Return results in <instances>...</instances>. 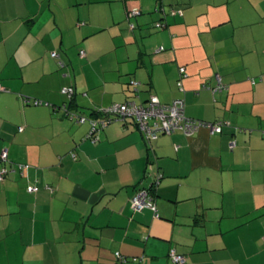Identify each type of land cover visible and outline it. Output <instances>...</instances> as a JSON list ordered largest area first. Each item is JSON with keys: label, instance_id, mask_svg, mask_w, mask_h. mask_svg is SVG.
Instances as JSON below:
<instances>
[{"label": "crops", "instance_id": "0c3cea01", "mask_svg": "<svg viewBox=\"0 0 264 264\" xmlns=\"http://www.w3.org/2000/svg\"><path fill=\"white\" fill-rule=\"evenodd\" d=\"M161 4L182 14L157 29ZM0 83V154L26 165L0 182V264H264V0H0ZM67 86L79 113L156 95L227 123L93 142ZM158 175L160 217L130 202Z\"/></svg>", "mask_w": 264, "mask_h": 264}, {"label": "built area", "instance_id": "2783aa9c", "mask_svg": "<svg viewBox=\"0 0 264 264\" xmlns=\"http://www.w3.org/2000/svg\"><path fill=\"white\" fill-rule=\"evenodd\" d=\"M139 14L138 9H132L128 12V17H134ZM161 26V24H158ZM130 27L134 28V24L130 23ZM162 49V47L160 48ZM84 55L85 52L81 51ZM57 53L53 52V56ZM185 68H181V72H185ZM219 87L214 88L217 90ZM4 88L0 84V91ZM70 89L65 88L64 91ZM103 112L109 116L129 117L135 119L139 127L145 131L152 138H156L158 133H171L175 130H182L188 135H191L198 131L202 127H207L214 132L222 131V122L207 123L200 120H194L185 115L184 102L182 99H176L172 104L162 103L157 96H151L150 101L146 104H137L135 102H125L114 104ZM102 124H106L105 121ZM97 126L96 122H93V129ZM231 147H234V143H231ZM6 151L3 152V157H6ZM0 173V179H3ZM132 206L136 210H142L145 207L156 210V204L153 198L148 194L147 190H139L132 198ZM117 255H119L117 253ZM173 260L178 263H184L186 260L185 255L177 254L175 250L171 251Z\"/></svg>", "mask_w": 264, "mask_h": 264}, {"label": "trees", "instance_id": "16d2710c", "mask_svg": "<svg viewBox=\"0 0 264 264\" xmlns=\"http://www.w3.org/2000/svg\"><path fill=\"white\" fill-rule=\"evenodd\" d=\"M156 11H158V12H160L161 13V15H162V18L160 19V20H158V21H156L155 22V28H157V29H163L165 26H166V22L164 21V19L168 16V15H177V14H182V9L180 10V9H176V8H174V7H172V8H170L169 10H166V8H165V6L164 5H159L157 8H156ZM138 15V14H137ZM137 15H135V16H137ZM134 16V17H135ZM132 23V22H131ZM134 24V23H133ZM158 24H161V26H158ZM134 28H135V24H134ZM162 49H163V47H162ZM55 53H57L56 51H55ZM85 55V54H84ZM52 56H53V52H52ZM56 56H58V53L56 54ZM56 56H53V57H56ZM61 64H62V66H63V63L62 62H60ZM182 68V67H181ZM185 68V67H184ZM182 73V72H181ZM185 73V72H184ZM134 82V81H133ZM1 84V83H0ZM133 84H135V82L133 83ZM2 85V84H1ZM2 87H3V85H2ZM216 87H219L217 90H222L223 88H225V86L223 87V85L221 84V82H220V79H219V84L217 85V86H215L214 88H216ZM4 88V87H3ZM65 88H67V89H70V90H68V91H64V89ZM65 88H63V93H65L67 96H68V98H69V100H68V102L67 103H65V104H63V105H61V106H59L58 107V109L60 108V109H62L63 110V112H64V115H65V117H67L68 119H70V120H73V121H75V122H77V123H85V122H88L89 124H90V129H89V131H88V133L86 134V139H91L93 142H96V141H98L99 140V135H98V133H99V131L100 130H102V129H104L105 127H107L110 123H112L113 121H115V120H120V119H132V118H129V117H120V116H112V117H109V116H107L104 112H103V110L104 109H107L108 107H110V106H112V105H114V104H112V105H109V106H105V107H99V108H95V109H92L91 111H90V114H86V113H79V112H77V111H75L73 108H72V105H73V101L75 100V94H76V90H75V87H72V86H67V87H65ZM214 88H213V90H214ZM217 90H214V91H217ZM2 91V90H1ZM1 91H0V95H1ZM151 96H156V95H151ZM151 96L146 100V101H144V102H141V103H138V102H136V101H134V100H132V101H130V100H127V101H125V102H135V103H137V104H146V103H148L149 101H150V98H151ZM158 97V96H157ZM159 98V97H158ZM160 100V99H159ZM176 100V99H175ZM174 100V101H175ZM25 101L27 102V103H29V104H32V105H35V106H40V105H45V104H48V102H46V101H43V100H41V99H38V98H34V99H25ZM161 101V100H160ZM174 101H172L171 103H166V104H172ZM125 102H123V103H125ZM162 102V101H161ZM162 103H165V102H162ZM115 104H117V103H115ZM186 115V114H185ZM188 117V116H187ZM189 118H191V117H189ZM191 119H194V120H200V119H196V118H191ZM133 120V122H135L136 123V125H137V128H138V130L146 137V138H148V139H157L161 134H172V133H174L175 131H177V130H175V131H173V132H171V133H158V135H157V137L156 138H152V136H150V135H148L145 131H143L140 127H139V125H138V123H137V121L135 120V119H132ZM105 121V123L106 124H102L103 122ZM200 121H204V120H200ZM93 122H96L97 123V126H96V128L95 129H93ZM204 122H207V123H213V122H211V121H204ZM215 122H222L223 124H222V131H223V126H225L226 125V123L227 122H225V121H215ZM209 129V128H208ZM19 130H23V126H20L19 127ZM182 131V130H181ZM222 131H220V132H214V133H221ZM197 132V131H196ZM185 133V132H184ZM186 134V133H185ZM188 135V134H187ZM7 161H9L8 160V156H7V154H6V157H3V153L2 154H0V163H1V166H0V173L1 172H4V174H2V177H3V179H0V182H2V181H4L7 177H8V175L10 174V172H12L13 170H15V169H20V170H23L24 169V167L26 166V165H24L23 163H17V164H14L13 166H10V165H7ZM160 178H161V175H158L157 177H156V179L154 180V183L152 184V186L151 187H147V188H139L138 189V191L139 190H141V189H144V190H147L148 191V194L153 198V200H154V202H155V192H156V189H157V184H158V182H159V180H160ZM30 190V189H29ZM137 191V192H138ZM136 192V193H137ZM135 193V194H136ZM134 194V195H135ZM133 195V196H134ZM133 196L131 197V200H132V198H133ZM130 200V202H131V205H132V201ZM156 204V203H155ZM133 207V206H132ZM145 208H147V207H145ZM149 208V207H148ZM144 209V208H143ZM136 210V209H135ZM154 212H155V216L156 217H160V214L158 213V211H157V206H156V210H153ZM172 250H175V249H170V251H169V258L173 261V262H175L174 260H173V257L171 256V251ZM175 252L177 253V254H182V253H179V252H177L176 250H175ZM117 253L119 254V255H117ZM182 255H184V254H182ZM136 261V260H138V257H129V256H126V255H124V254H122L121 252H119V251H116L115 252V264H129L131 261ZM186 261V260H185ZM177 264H184V263H178V262H176Z\"/></svg>", "mask_w": 264, "mask_h": 264}]
</instances>
